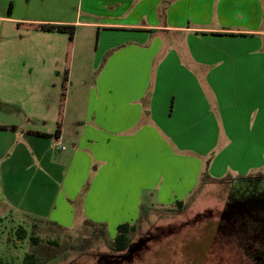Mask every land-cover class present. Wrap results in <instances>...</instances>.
Listing matches in <instances>:
<instances>
[{
    "label": "crops",
    "instance_id": "1",
    "mask_svg": "<svg viewBox=\"0 0 264 264\" xmlns=\"http://www.w3.org/2000/svg\"><path fill=\"white\" fill-rule=\"evenodd\" d=\"M80 1L87 14L68 23L74 37L96 30L101 70L88 111L70 125L64 104L48 129L0 115L16 126L0 128V223L72 226L83 207L99 220L118 214L114 231L136 223L146 194L162 206L186 198L212 150L214 177L264 167L258 3L250 20L240 0Z\"/></svg>",
    "mask_w": 264,
    "mask_h": 264
},
{
    "label": "rangeland",
    "instance_id": "2",
    "mask_svg": "<svg viewBox=\"0 0 264 264\" xmlns=\"http://www.w3.org/2000/svg\"><path fill=\"white\" fill-rule=\"evenodd\" d=\"M240 1L241 19L252 20V3L259 4L252 23L264 30V0ZM87 10L80 0H0L1 116L28 127L54 128L64 93L67 122L74 125L85 118L91 87L101 71L93 64L96 30L81 27L70 43L67 32L32 25L71 24ZM213 154L205 159L196 188L177 200L184 202L181 209L177 202L152 204L145 195L125 251L112 249L117 231L111 228L118 224V214L104 212L99 215L109 218L99 220L80 207L72 226L27 224L30 234L43 238L39 245L30 238L18 240L19 223L3 220L0 257L8 264H23L30 252L40 264H264V167L214 177L208 167Z\"/></svg>",
    "mask_w": 264,
    "mask_h": 264
},
{
    "label": "trees",
    "instance_id": "3",
    "mask_svg": "<svg viewBox=\"0 0 264 264\" xmlns=\"http://www.w3.org/2000/svg\"><path fill=\"white\" fill-rule=\"evenodd\" d=\"M12 4L9 7V12H11L12 9ZM33 29L36 30H46V31H57V32H67L69 33L70 36V43L73 41L74 36H75V32H76V25L75 24H59V23H39V24H35L32 25ZM68 56H70V53L68 54ZM67 73L68 70L66 72V80L68 79L67 77ZM65 89V87H64ZM65 100V94L63 93V97H62V103H61V113H62V109H63V101ZM61 120H59L58 122V127H57V131L56 133H59V129L61 126ZM15 128L16 126H6V125H0L1 129L4 128ZM44 134V133H42ZM46 135V134H44ZM248 176H244L243 178H247ZM176 205H178V208H182L184 205L183 201H178L176 203ZM116 235L114 237L113 240V246L112 249L114 251H125L128 249L130 242H131V233L136 231V223H130V222H123L120 223L117 226V230H116ZM1 233V232H0ZM16 234H17V239L18 240H24L26 238H30V240L36 244L39 245L40 243H42L44 240L43 238H41L38 235L35 234H30V232L28 231V229L23 226V225H19L16 229ZM49 243H56L54 241H51L50 239L48 240ZM7 261H5L2 257H0V264H8L6 263ZM23 264H40V259L39 257L35 254V253H27L24 256L23 259Z\"/></svg>",
    "mask_w": 264,
    "mask_h": 264
},
{
    "label": "built area",
    "instance_id": "4",
    "mask_svg": "<svg viewBox=\"0 0 264 264\" xmlns=\"http://www.w3.org/2000/svg\"><path fill=\"white\" fill-rule=\"evenodd\" d=\"M54 145L55 146L62 147V148H65V146H62L60 140L57 137L54 139Z\"/></svg>",
    "mask_w": 264,
    "mask_h": 264
}]
</instances>
